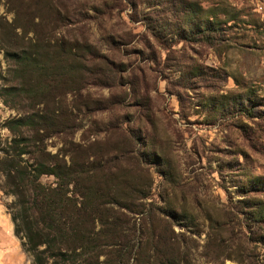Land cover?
<instances>
[{
	"label": "rangeland",
	"instance_id": "obj_1",
	"mask_svg": "<svg viewBox=\"0 0 264 264\" xmlns=\"http://www.w3.org/2000/svg\"><path fill=\"white\" fill-rule=\"evenodd\" d=\"M24 118L80 264H264V0H0V150Z\"/></svg>",
	"mask_w": 264,
	"mask_h": 264
},
{
	"label": "trees",
	"instance_id": "obj_2",
	"mask_svg": "<svg viewBox=\"0 0 264 264\" xmlns=\"http://www.w3.org/2000/svg\"><path fill=\"white\" fill-rule=\"evenodd\" d=\"M208 32L209 29L197 31L186 39L211 44ZM4 126L12 137L6 144V150H0V175L3 177L0 189L13 197L6 210L23 251L31 256L32 264H80L96 259L97 253L93 248L87 250L83 247L84 239L77 230L78 222L71 221V226L65 228L58 206L53 207L56 202L52 199V192L40 182L43 175H52L58 180L62 175L67 178L62 182H66L70 171L55 164L51 166L46 160L42 140L31 135L35 126L32 118L8 120ZM28 203L44 205L46 222H40L43 207H36L40 215L37 223L28 221L31 217L28 212L32 210L25 206ZM69 213L72 216L74 212ZM67 220L71 219L67 217Z\"/></svg>",
	"mask_w": 264,
	"mask_h": 264
}]
</instances>
